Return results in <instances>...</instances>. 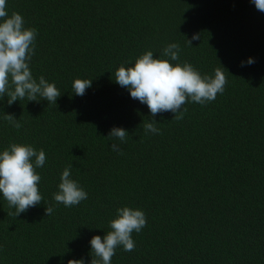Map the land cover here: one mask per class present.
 Instances as JSON below:
<instances>
[{"label": "trees", "instance_id": "obj_1", "mask_svg": "<svg viewBox=\"0 0 264 264\" xmlns=\"http://www.w3.org/2000/svg\"><path fill=\"white\" fill-rule=\"evenodd\" d=\"M9 15L35 28L30 70L61 96L0 99V151L10 143L43 149L37 168L43 201L15 215L0 193V264H90L93 236L110 230L116 209L146 215L135 249L117 247L111 264H264V12L252 0H6ZM200 39L189 45L193 34ZM179 45V63L201 75L223 67L224 92L206 105L151 116L114 80L146 51L161 58ZM254 63L247 64L248 58ZM245 66H241V62ZM177 63V62H172ZM92 80L85 95L74 79ZM38 99H40L38 97ZM12 114L22 127L5 119ZM173 119V120H172ZM155 120L158 134H145ZM127 131L124 142L110 130ZM117 144L122 154L112 151ZM87 199L65 207L53 198L60 176ZM54 211L46 216L45 208Z\"/></svg>", "mask_w": 264, "mask_h": 264}, {"label": "clouds", "instance_id": "obj_2", "mask_svg": "<svg viewBox=\"0 0 264 264\" xmlns=\"http://www.w3.org/2000/svg\"><path fill=\"white\" fill-rule=\"evenodd\" d=\"M252 3L258 11L264 12V0H252ZM6 8V0H0V99L7 96L9 106L25 98L36 102L43 99L56 105L61 92L55 83L48 82L43 75L37 81L30 70V62L35 54L37 30L26 28L23 16L15 11L9 15ZM198 39L200 34H193L187 42L192 45V41ZM179 51L176 43L164 47L161 58L154 57L150 50L146 51L135 58L134 64L119 66L115 70L114 80L128 89L131 98L146 104L151 116L172 112L175 114L173 119L179 121L187 112L184 105L189 100L206 105L214 101L217 94H222L227 84L223 67H217L214 75H201L191 63L178 62ZM252 63L254 59L248 58L247 64ZM241 66H245L244 61ZM91 85L92 80L76 78L72 84L73 92L77 96H83ZM4 119L17 130L22 127L19 119L12 114H5ZM156 123L155 120L144 123L145 134H158ZM127 136L125 129L113 127L107 137L124 142ZM110 148L122 154L117 144H111ZM45 161L46 154L43 149L37 151L30 144L12 142L0 151V193L9 207L15 208V212L8 215L17 217L43 201L38 188L41 176L36 169L43 167ZM58 189L53 193V198L65 207L76 206L87 199L86 191L71 178V165L61 173ZM53 211L51 206L46 207V216H50ZM146 223V215L142 210L127 206L116 209L115 218L109 220L110 230L106 235H95L90 240V264H111L117 247L122 246L125 252L133 251L135 241L132 234L139 233ZM67 264H85V261L83 258L69 259Z\"/></svg>", "mask_w": 264, "mask_h": 264}]
</instances>
